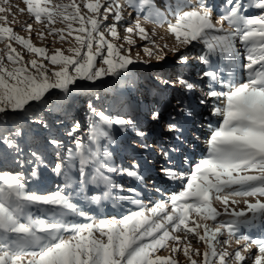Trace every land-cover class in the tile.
<instances>
[{
  "label": "snow or ice",
  "instance_id": "6c2138e0",
  "mask_svg": "<svg viewBox=\"0 0 264 264\" xmlns=\"http://www.w3.org/2000/svg\"><path fill=\"white\" fill-rule=\"evenodd\" d=\"M7 2L0 0V43L5 46L0 49V121L4 123L0 126V144L16 154L14 163L21 170H0V264H179L173 257L178 252L183 253L186 264H264V238L241 233L242 228H264V0H250L252 8L260 10L259 15H246L240 0H225L224 11L215 20L214 9L206 0L166 3L167 14L155 0H23L27 13L44 25L36 33L41 41L46 35L53 36L54 41L70 45L66 50L70 55L63 48H54L50 53L48 47L35 46L30 23L25 26L27 38L17 34L8 26L15 22V14L4 6ZM126 8L135 10L137 17L132 26L124 29L129 35L121 37L118 25L124 20ZM19 11L23 13L25 9ZM141 14L158 26L167 24L175 41L170 51L179 64L188 65L186 51L198 44L207 50L200 58L205 65L212 64L210 57L218 58L223 67H209L198 80L180 75L174 81L160 82L184 93L199 91L200 104L218 102L211 114L222 118V122L218 127L208 125L211 134L206 141L207 156L190 173L161 168L168 179L181 185V190L170 196V202L157 201L145 207L141 201L129 198L140 210L120 219L92 217L73 201L71 193L64 191L73 182L69 173L78 161L79 191L83 192L87 185L102 186L101 194L90 198L96 204L111 197L114 189L123 188L113 182L110 174L142 180L135 162L128 169L109 162L112 154L108 145L113 142L114 126L121 132L132 131L142 138L139 147L149 149L150 145L143 142L146 133L137 121L107 114L90 101L87 143L79 122L71 127L61 122L74 148H66L63 139L50 136L47 143L53 148L51 154L31 148L25 154L20 145L23 125L7 126V115L20 114L48 128L41 112L53 90H59L67 99L79 86L78 81L95 83L104 77L121 78L127 74L134 60L131 47L124 45L135 43L131 34L148 39ZM8 15L13 16V21H8ZM110 17L112 23H108ZM56 23L66 27H54ZM69 37L74 38V43ZM13 42L42 59L25 61ZM143 51L149 57L153 55L147 47ZM205 79L206 90L201 87ZM185 111L178 99L176 115ZM176 115L166 122V131L182 135ZM149 116L156 124L163 120L158 110H151ZM162 155L171 163L168 151L162 150ZM49 166L55 175L64 177V188L47 195L28 191L24 169L38 177ZM128 191L134 193L135 189ZM241 198L245 207L238 209ZM216 202L223 206L222 210L214 206ZM41 206L43 215L34 214L32 208L40 210ZM75 217L88 222L77 223ZM222 236L226 239L221 240ZM193 240L202 242V251L194 247ZM233 242L238 247L229 251ZM161 250L169 255H159Z\"/></svg>",
  "mask_w": 264,
  "mask_h": 264
},
{
  "label": "rangeland",
  "instance_id": "374dc122",
  "mask_svg": "<svg viewBox=\"0 0 264 264\" xmlns=\"http://www.w3.org/2000/svg\"><path fill=\"white\" fill-rule=\"evenodd\" d=\"M65 3L68 0H64ZM80 0H77L79 3ZM245 6L246 15H259L261 14L259 9L252 8L250 0H240ZM156 6L167 14V9L165 4H174L175 0H155ZM195 3V0H193ZM206 3L214 9L213 19H218L224 11L223 5L225 0H206ZM5 7H10L11 13L15 14V22L10 23L11 26L17 34L27 38L29 32L26 30V24H32V35L31 41L37 47H48L49 52L54 48H63L66 55H70L66 50L70 46L67 43H61L58 39L54 41L53 36H47L41 41V39L36 35V33L44 29V25L35 21L26 10V5L23 0H8ZM25 9L23 13L19 9ZM86 11V10H85ZM131 13V17H129ZM137 17V12L131 8H126L124 20L118 25V32L121 37L129 35L125 32L126 26H132L135 18ZM140 21L142 26L147 30L148 39H141L139 35L131 34V39L135 41L133 45L125 44V48L131 47V57L134 60L132 65H129V71L121 78L116 77H104L95 83L89 81H78V87H74L72 95L65 99L64 94L60 93L59 90H53L51 93V98L49 99L46 106L43 107L41 112L42 118L49 124L48 128L38 125L31 120H27L20 114H14L9 112L7 115V126H12L14 123L23 125L24 138L22 141L26 143H21V147L24 149L25 154L28 153L29 148L33 150H40L46 154H51L53 148L48 145L47 141L50 136H56L63 139L66 144V148H74L73 143L68 139L66 135V128L62 126V123L71 127L75 122L81 124L82 137L87 143V131H88V103L91 101L98 109L104 110L107 114L112 116L119 115L124 118L135 119L140 126L141 130L146 133V137L143 138V142L152 145L156 150L154 155V161L157 164L156 170L160 174V179L150 178L147 180V186L150 188L149 192L147 190L142 191L143 184L139 181L128 177L126 174L112 173L110 174L113 182L116 185H122L123 188H116L112 191V195L109 198H105L101 203L96 204L91 201V197L101 194L102 186L87 185L84 191H79L78 185L80 177L78 174V161L76 166L70 171L72 176V185L68 188H64L65 179L63 176H57L51 171V166L47 169L41 170L38 177H32L30 170L25 168V175L27 179L28 191L35 192L42 195H47L56 191L58 188H64L65 192L71 193L73 201L78 204V206L87 212L92 217L97 218H109V219H120L123 215L129 214L132 211H138L139 206L130 202V199H137L142 202L145 207H149L157 201L170 202V196L179 192L181 190V185L179 181H173L168 179L164 173L161 171L162 167H172L180 172L190 173L192 167L199 162L200 159L207 156V144L206 141L210 137L211 129L209 120L212 109L217 103L214 100H210L211 103L208 110H205L203 106L200 105L199 91L195 93H184L181 90L174 87H165L161 84V79H171L175 80L177 76L183 75L192 80H198L200 74L206 70L203 66L197 65L199 63V54L204 56L206 54V49L202 44L199 48H190L186 51L189 55L188 65H181L177 62L176 56L172 55L170 48L175 44L174 38L167 31V24L163 26H158L157 24L146 21L143 14L140 15ZM167 18L169 20L173 19V16L168 14ZM8 21H13V16L8 15ZM108 23H112L111 17ZM57 28L66 27L64 24L56 23L53 25ZM75 26V25H74ZM227 27V23L224 24ZM45 32L47 30L45 29ZM153 32L155 34L153 35ZM67 35V33H65ZM70 40L74 38L69 37ZM109 40L112 37L108 36ZM154 41L155 44L151 43ZM113 43H123L122 40H113ZM238 47L241 48L239 42ZM167 44L168 48H164ZM163 51H158L157 47ZM5 46L0 43V49ZM13 47L17 49L23 56L25 61L30 59H42L37 57L34 53H29L21 45L13 42ZM147 47L152 50L153 55L149 57L143 49ZM199 50H196V49ZM139 54V55H137ZM163 56V59H158V57ZM170 56V64L164 65L163 63ZM216 57H210L211 61H214ZM47 63V61H45ZM49 67H53L49 65ZM159 78V79H158ZM206 79L201 82V87L207 89L205 86ZM127 95L129 99L127 98ZM96 97L100 99L97 100ZM146 101L145 104L137 103L138 107L134 109L129 102L135 101ZM181 100L186 108V111L180 115H176L177 100ZM120 109H119V108ZM160 108V109H158ZM119 109V110H118ZM151 110H158L161 112L163 120L160 124L151 121L149 112ZM2 115V114H0ZM172 115H176L175 122L182 128V135L179 133H169L166 131V122L170 119ZM191 117V122L187 123V118ZM207 118V119H206ZM62 122V123H61ZM222 121L217 120L216 124H220ZM194 124L198 125L197 128H193ZM216 124H211L212 127ZM193 125V126H191ZM0 126H4L3 121H0ZM219 126V125H218ZM217 126V127H218ZM208 130V132H206ZM119 127L114 126L112 129V140L113 142L108 145V150L111 152L110 163L121 169H128L133 165V162L139 165L140 175L144 170L147 169V165L150 164V160L143 161L140 156L147 153V150H142L139 147L142 138L135 137L132 138L129 143H122L117 138L119 134ZM120 140V141H119ZM30 141V142H29ZM124 144V145H123ZM182 144H185L183 147ZM130 146L131 153L127 156L120 157L119 153L124 149V146ZM134 145V146H133ZM173 149H177L173 151ZM162 150L168 151L172 160L171 163L165 160L162 155ZM15 153L8 149L5 145L0 144V170L17 172L21 169L14 163ZM67 152L65 150V156ZM173 155H179V158H173ZM143 179H147L144 177ZM49 181L51 188H42L43 182ZM129 188H134L135 192L131 193L128 191ZM75 189V191H74ZM159 189V191H157ZM123 197V199H122ZM250 201L254 202V198L249 197ZM215 207L222 210L223 206L216 202ZM43 207L40 210L36 207L32 208V211L36 215H43ZM238 209L245 207L243 200L241 198V203L236 206ZM170 210V209H169ZM225 217H221L224 219ZM77 223L88 222L85 218L75 217L73 218ZM212 222L209 221V224ZM242 234H247L252 238H264V228L259 225L250 228H242ZM189 239H192L189 237ZM221 240L226 239V236L220 237ZM194 247H201L203 250L202 242L197 244L195 240L192 241ZM238 246L233 242L229 251H233ZM255 251V249L253 250ZM159 255L167 256L168 251L161 250ZM173 257L179 261V264H186L185 257L182 252L173 254ZM249 264L251 262L249 261Z\"/></svg>",
  "mask_w": 264,
  "mask_h": 264
},
{
  "label": "bare ground",
  "instance_id": "6f19581e",
  "mask_svg": "<svg viewBox=\"0 0 264 264\" xmlns=\"http://www.w3.org/2000/svg\"><path fill=\"white\" fill-rule=\"evenodd\" d=\"M202 44H198L197 45V47L199 48V46H201ZM237 47H238V43H237ZM196 49V50H199V49ZM239 48V47H238ZM170 56H173L174 57V55L172 54V55H170ZM170 56H168L167 57V60L163 63L164 65H168V64H170L171 63V61H170ZM199 56H200V58L202 57V55L201 54H199ZM199 58V63H197V65H199V66H202V65H204L203 66V69H208L209 67H211L212 68V70H219L220 68H222L223 67V65L218 61V58L216 57V59L214 60V61H212V64L211 65H205L202 61H201V59ZM215 66L217 67L218 66V68H215ZM223 75L225 76V77H227L228 76V73L227 72H224L223 73ZM237 78L239 79L240 77H239V75L237 76ZM204 85L206 86L207 85V80L205 81V83H204ZM207 87V86H206ZM199 95L201 96V93H199ZM127 98L129 99V97H128V95H127ZM137 103H139V104H142V105H144L145 104V108L147 107L146 106V104L148 103H146V101H144V100H142V101H137L136 102V99H135V101H133V102H129V104H131V106L134 108V109H136V107H138V105H137ZM218 103V102H217ZM212 104H214L213 102L211 103V101L210 100H208L205 104H200L201 106H203L204 107V109L205 110H208V108H209V106L210 105H212ZM213 106V105H212ZM119 108V107H118ZM120 109V108H119ZM118 109V110H119ZM158 109H160V108H158ZM187 118V117H186ZM191 117H188L187 118V123H190L191 122ZM207 119V118H206ZM209 120H211V124H216V121L217 120H219V121H222V118H220V117H216V116H213L212 114H211V116H210V118H209ZM219 125V124H218ZM217 124H216V126H214V127H217L218 126ZM191 126H193V125H191ZM198 127V125H196V124H194V127L193 128H197ZM206 132H208V130L206 131ZM119 139L121 140V142L122 143H129V141L132 139V138H135V137H137L132 131H129V132H119ZM124 135H127V139L126 140H122L121 138H122V136H124ZM62 139H65L64 137L62 138ZM21 143H26V141H20ZM30 142V141H29ZM124 145V144H123ZM185 144H182V146L181 147H183ZM134 146V145H133ZM130 146L129 145H127V146H124V149L119 153V156L120 157H123V156H127L128 154H130L131 153V151H130ZM155 149L153 148V146L152 145H150V147H149V149L147 150V153L146 154H142L141 156H140V159L141 160H143V161H146L147 159L148 160H150L149 162H150V164L149 165H147V169L146 170H144L143 172H142V174H141V176L144 178V177H147V179H142V180H140L139 181V183H142L143 184V189H142V191H145V190H147L148 192H149V190H150V188L147 186V180L148 179H150V178H156V179H160L161 177H160V174L158 173V171L156 170V168H157V164L155 163V161H154V155H155ZM173 158H175V159H177V158H179V155H173ZM42 188H44V189H46V188H51V185L49 184V181H44L43 182V185H42Z\"/></svg>",
  "mask_w": 264,
  "mask_h": 264
}]
</instances>
